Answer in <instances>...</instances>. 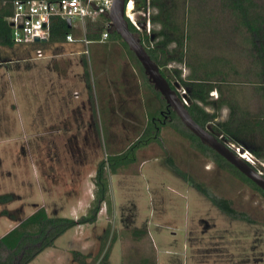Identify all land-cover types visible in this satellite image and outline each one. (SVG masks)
<instances>
[{
	"label": "rangeland",
	"instance_id": "obj_1",
	"mask_svg": "<svg viewBox=\"0 0 264 264\" xmlns=\"http://www.w3.org/2000/svg\"><path fill=\"white\" fill-rule=\"evenodd\" d=\"M187 18L192 35L187 65H168L177 91L181 94L184 89L175 69L185 79L200 60H224L226 65L219 63V67L241 107L252 114L264 110V58L256 60L248 29L229 28L224 22L204 29L193 13ZM159 28L152 23L151 35ZM136 36L148 45L145 33ZM86 50L80 42L0 47L4 59L0 63V195L16 196L15 201L0 205V213L8 210L21 221L45 208L50 217L81 218L83 203L94 200L93 177L99 163L123 154L114 159L120 164L117 172L107 170V225L104 220L89 224L80 236L74 228L67 231L30 264H79L73 249H85L91 242H95L93 249L81 253L88 264H118L119 247L110 262L103 261L107 246L120 235L118 228L150 232L158 264H263L261 192L243 180L235 167L223 163V168L212 152L179 133L183 127L178 120L161 124L148 145L144 146L145 137L138 142L162 110L163 98L122 41L109 38L91 44L88 54ZM86 86L93 104L87 112L82 108L84 95L77 100L73 94ZM214 91L211 100L219 97ZM93 108L95 120L90 122L86 116L93 118ZM204 108L214 112L211 106ZM229 114L230 109L223 108L216 121L227 120ZM169 159L189 179L229 200L251 221L223 213L177 174ZM259 161L256 169L264 173V160ZM18 221L0 214V237ZM141 250L136 254L138 263Z\"/></svg>",
	"mask_w": 264,
	"mask_h": 264
},
{
	"label": "trees",
	"instance_id": "obj_2",
	"mask_svg": "<svg viewBox=\"0 0 264 264\" xmlns=\"http://www.w3.org/2000/svg\"><path fill=\"white\" fill-rule=\"evenodd\" d=\"M15 1L18 0H0V47H12L15 44L12 37V28L8 21L14 14ZM208 1L209 0L151 1L152 8L156 10V13L152 14V22L160 26V28L159 30H153L151 36H146L148 45H146L142 39L141 42L145 45L152 60L160 67L163 76L167 79L172 89L176 91V85L170 79L172 70L168 69V65L171 62L187 65V42L192 36L188 34L187 23H189V20L187 16L189 13H193L194 17H196V21H198V26L204 29H213L210 26L213 20L220 17L224 20L226 17L224 10L220 13L207 12L208 7L204 4H208ZM222 1L224 4L226 0ZM179 11H182V17ZM242 16V13L239 12V17L241 18ZM129 27L133 33H139L130 22ZM104 29L105 23L103 21H88L87 39L95 42L93 44H96L97 41L100 40ZM263 30L264 29L252 25L248 28L252 48L253 51L257 53L256 60L259 62H262V57L264 58V50H262V46L264 45ZM68 35L79 38L80 35L82 36V32L70 27L67 21L61 18L53 19L50 42L66 43V37ZM110 39L122 41L124 47L127 48L128 52L133 55V58L140 65V68L143 69L135 55L129 50L126 43L114 30H111ZM172 45L174 46L170 49ZM219 63L224 66L226 65V61L224 60H200L196 68H194L192 73L185 79L181 77L180 71L174 70L178 77L177 80L180 82L181 87L186 91L189 98L187 109L198 124L207 128L218 139H220V136H223L226 140L233 141L251 151L258 159L264 160V110L260 113L252 114L241 107L234 98L233 90L227 86V74H225L224 70L220 69ZM261 64L263 70V63ZM261 74H263V71ZM214 90L219 92V97L216 100H211L210 93ZM157 93L161 96L159 92ZM177 93L180 95V92L177 91ZM162 100L164 104L162 110H160L156 117H153V122H150L143 136L137 140L138 142L145 137V141L143 142L144 146H146L149 144L150 140L158 136L161 128V123L158 122V119H161V113H164L167 117L166 122L178 120L183 127V130L178 129V132L198 143L200 148L212 152L220 166L224 168L226 165L235 169L234 166L223 157L212 149L207 148V146L203 145L195 135L189 132L175 112L171 108H168L166 101L164 99ZM201 104L203 106H201ZM205 106H211L214 112H207L204 108ZM225 107L230 109L228 119L225 121H216L220 116V112ZM135 146L136 144H133L131 147L133 148ZM122 155L123 154L113 157L108 156L107 160L99 163L94 178V200L87 214L78 220L63 217H50L45 208H40L26 219L18 221L15 215L11 214L8 210H3L0 213L1 216H10L13 220L18 221L19 224L6 235L0 237V264H30L46 249L53 247L55 241L67 231L79 225L94 224L97 222L98 215L103 203L107 201L109 192L106 184L107 170L111 173H116L120 164L114 163V159ZM169 164L175 169L177 174L181 175L183 179L188 180L194 187L199 189L204 196L209 198V200L227 216L234 220L251 221L243 213H239L232 208L229 200L210 194L201 184H197L193 179H189V176L176 167L172 159H169ZM235 170L242 176L243 180L252 184L264 196L263 190L237 169ZM15 200L16 196L12 193L0 195V205H6ZM74 256L79 264H88L85 257L82 258L83 254L74 252Z\"/></svg>",
	"mask_w": 264,
	"mask_h": 264
},
{
	"label": "built area",
	"instance_id": "obj_3",
	"mask_svg": "<svg viewBox=\"0 0 264 264\" xmlns=\"http://www.w3.org/2000/svg\"><path fill=\"white\" fill-rule=\"evenodd\" d=\"M152 0H126L125 17L139 33L151 36L152 25ZM114 0H28L15 1L14 14L8 19L12 28V37L15 44H30L37 42H49L51 38V26L53 19L61 18L70 20L72 27L80 29L81 38L73 35L66 37L67 43H83L89 53V46L95 42L87 39V22L103 21L105 29L97 43H105L111 34L113 27L109 18ZM137 5L139 7H137ZM153 9V10H152ZM80 23V25H79ZM45 39V41H44ZM42 54L39 52L38 57ZM186 91L181 92L180 96ZM216 95V92H212ZM225 145L231 149L239 158L256 169L261 163L259 159L249 150L233 141L226 140L220 136ZM257 170V169H256ZM258 171V170H257ZM260 172V171H258ZM261 174H264L260 172Z\"/></svg>",
	"mask_w": 264,
	"mask_h": 264
},
{
	"label": "crops",
	"instance_id": "obj_4",
	"mask_svg": "<svg viewBox=\"0 0 264 264\" xmlns=\"http://www.w3.org/2000/svg\"><path fill=\"white\" fill-rule=\"evenodd\" d=\"M204 5L206 7H208L207 12L211 11L213 13H220L222 10L225 11V14H226L225 19L222 20V18L220 17L216 20H213L212 24L210 25L212 28L214 27V23L218 24L221 27L222 25H220L219 23L224 22V23H226V27H229V28L248 29L252 25L254 27L264 29V0H226L224 4H223L222 0H209L208 4H204ZM239 12H241L243 15L241 18L239 17ZM66 44H74V43H67L66 42ZM57 55H59V54H57ZM59 56H61V54ZM2 62H4V59L0 55V63H2ZM2 66L3 65L0 64V67H2ZM75 90L73 93L75 99L80 100L82 98V96L84 95V101L82 102V108L84 109L85 112H87V110H89V106L93 105L92 104V97L88 96L89 99L87 98V94L90 93L89 88L86 86V90H84V89L81 90L83 92L78 91V89H75ZM90 99H91V102H90ZM77 112H80V111L77 110L75 113H77ZM93 112H94L93 118H91V115L89 117V113L87 116H86V113L84 114L88 118V121H90V122L95 120L94 108H93ZM94 177H93V179H94ZM92 201L93 200L87 201V202H89L87 204L83 203L84 206L82 205L81 217H83L87 214L88 209H89ZM107 205H108V201L103 203L101 211L98 215V220L96 223L99 224V223H101V221L104 220V224L107 225L108 221L110 220V218L107 214V212H108ZM84 210H85V212H84ZM35 212H33V213H35ZM31 215H29V216H31ZM73 218L75 220L80 219L78 216H75ZM73 218H71V219H73ZM18 224L19 223H16L8 232H10L15 227H17ZM94 225H97V224H94ZM8 226H10V224ZM90 226L91 225H89V224L79 225L74 229L79 230L78 236H80L81 235L80 232L82 230L85 231L88 228L90 229ZM134 229H135V231H133ZM134 229L130 230V228H123V229L118 228L117 232L120 235H119V237L118 236L116 237L114 244H112V242H111L109 244V246H107L108 248H107L105 255H104V258H103L104 262H107V263L110 262L111 256H113V254L115 253V251L119 247L120 248V255H119V263L118 264H158L159 254H158V250L155 246L153 235L148 231H138V230H136V228H134ZM8 232L3 234L1 237L6 235ZM138 235L141 237L138 238ZM100 237H103V236L100 235ZM94 244H95V242H91V244H89V246L87 244L85 249H80V250H74L73 249V252H79V253L85 254V251L87 250V248L90 247L91 249H93L92 246ZM143 248H144V250L142 251L141 249H143ZM136 249L138 251H136ZM140 250H141L140 255L142 257V261L140 263H138L137 258H139V256L136 258V256H137L136 254L139 253ZM240 264H242V263H240ZM255 264H257V263L255 262ZM263 264H264V261H263Z\"/></svg>",
	"mask_w": 264,
	"mask_h": 264
},
{
	"label": "water",
	"instance_id": "obj_5",
	"mask_svg": "<svg viewBox=\"0 0 264 264\" xmlns=\"http://www.w3.org/2000/svg\"><path fill=\"white\" fill-rule=\"evenodd\" d=\"M137 7H139L137 5ZM126 0H114L109 18L114 31L126 43L129 50L135 55L142 65L149 82L154 89L159 92L166 101L168 108H171L183 125L195 135L203 145L215 151L227 162L234 166L245 177L264 191V175L250 166L247 162L239 158L225 143L215 137L207 128L198 124L191 116L187 106L189 98L186 94L180 96L176 90L172 89L167 79L163 76L160 67L154 62L141 42V39L133 33L125 17ZM72 27L71 21H67ZM39 42V39L36 38ZM45 41V39H44Z\"/></svg>",
	"mask_w": 264,
	"mask_h": 264
},
{
	"label": "flooded vegetation",
	"instance_id": "obj_6",
	"mask_svg": "<svg viewBox=\"0 0 264 264\" xmlns=\"http://www.w3.org/2000/svg\"><path fill=\"white\" fill-rule=\"evenodd\" d=\"M161 116H162V118L158 119V122L161 123V124H165L166 120H167V117L164 115V113H161Z\"/></svg>",
	"mask_w": 264,
	"mask_h": 264
}]
</instances>
